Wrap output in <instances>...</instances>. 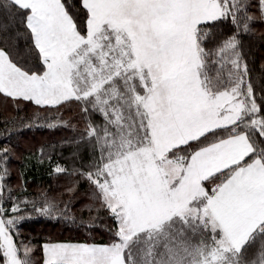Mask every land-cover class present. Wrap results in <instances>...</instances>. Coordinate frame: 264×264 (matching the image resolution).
<instances>
[{
  "label": "snow or ice",
  "instance_id": "6c2138e0",
  "mask_svg": "<svg viewBox=\"0 0 264 264\" xmlns=\"http://www.w3.org/2000/svg\"><path fill=\"white\" fill-rule=\"evenodd\" d=\"M257 24L264 0H0V264H264ZM46 161L55 195L29 191Z\"/></svg>",
  "mask_w": 264,
  "mask_h": 264
},
{
  "label": "trees",
  "instance_id": "16d2710c",
  "mask_svg": "<svg viewBox=\"0 0 264 264\" xmlns=\"http://www.w3.org/2000/svg\"><path fill=\"white\" fill-rule=\"evenodd\" d=\"M257 39L254 41L255 47L253 48V55L256 61V68L259 69V64L261 58H264V41L259 39L261 33H264V26L257 24ZM13 110L11 106H4L3 102L0 101V134L4 133V123L3 121L6 118H9L13 115ZM73 135L70 129H57L55 131H49L48 129L37 128L35 130H25L19 134L20 142L23 144L27 142L31 147L32 151L38 149L41 145L48 144L49 142H59L62 138L71 137ZM4 143L3 140H0V144ZM22 150V149H21ZM63 154L67 157L71 151L70 148L65 147L62 149ZM55 160L56 157L54 156ZM61 163H65L63 159L60 160ZM18 161H12L13 166L18 165ZM50 168L48 167V162L46 161L43 165L36 166L33 164V167L30 171L27 172L26 178L31 180L29 184V191L35 192L36 186L40 185L43 188H48L50 185L52 187V193L55 195L57 192L63 191V184L65 181L61 180L57 182L53 178L49 177L48 172ZM18 177L13 171L11 177V183L15 186L18 183ZM79 207V204L76 205V208ZM75 210V209H74ZM78 216L79 212L76 213ZM85 218L87 213H84ZM25 234H31L37 238L39 242H43L44 239L52 238L55 240H79L83 241L88 234L82 229L70 228L65 226L62 223H52L50 221H41L33 222L25 225L24 227ZM93 235L97 240H100L103 235L100 229H93ZM37 256L40 255L39 251L36 253Z\"/></svg>",
  "mask_w": 264,
  "mask_h": 264
},
{
  "label": "rangeland",
  "instance_id": "374dc122",
  "mask_svg": "<svg viewBox=\"0 0 264 264\" xmlns=\"http://www.w3.org/2000/svg\"><path fill=\"white\" fill-rule=\"evenodd\" d=\"M264 26V25H263Z\"/></svg>",
  "mask_w": 264,
  "mask_h": 264
}]
</instances>
